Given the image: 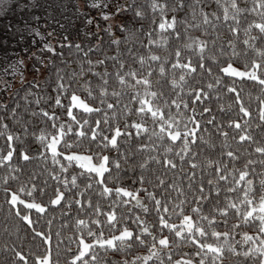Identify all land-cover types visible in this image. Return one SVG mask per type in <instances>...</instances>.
Instances as JSON below:
<instances>
[{
	"label": "trees",
	"instance_id": "obj_1",
	"mask_svg": "<svg viewBox=\"0 0 264 264\" xmlns=\"http://www.w3.org/2000/svg\"><path fill=\"white\" fill-rule=\"evenodd\" d=\"M0 12L1 33L23 41L0 66L33 44L47 58L0 94V264H264V0H0ZM72 13L84 34L62 32Z\"/></svg>",
	"mask_w": 264,
	"mask_h": 264
},
{
	"label": "rangeland",
	"instance_id": "obj_2",
	"mask_svg": "<svg viewBox=\"0 0 264 264\" xmlns=\"http://www.w3.org/2000/svg\"><path fill=\"white\" fill-rule=\"evenodd\" d=\"M1 13V12H0ZM74 14H70L67 17L65 16L64 21L65 22V28H63V33L68 32L69 27L72 29V34L76 33L77 35H82L84 34L83 32V27H84V22L79 21L76 16H73ZM0 20H2L0 18ZM3 22L0 21V53L6 51L11 53L13 50H17L19 48V45L23 42L22 40H17V37L13 34L10 33L9 35L1 33L3 29ZM58 32V31H57ZM60 31V33H62ZM53 38H57V35H52ZM52 38V39H53ZM15 39V40H13ZM40 44H33L32 46H26V52L22 54V57L20 62L13 60L10 64L11 67H5L0 66V94L1 91L3 90V86H9L10 88L6 89L4 91V94H9L12 88L17 86L18 84L24 82L26 79H31L32 77H38L40 76L43 71L45 70V65L47 63V58L44 57L40 51ZM7 55V53H6ZM39 57V61L34 59L35 57ZM7 58V56H6ZM33 60L35 61V65L32 66ZM224 71L228 74L235 75V76H246V77H253V78H259V74L256 68L253 69H244L238 66H235L232 63L226 64L224 67ZM9 73L11 75H3V73ZM9 82V83H8ZM3 83H5L3 85ZM73 105L78 106L83 109H91V105L84 99H82L79 95H74L73 96ZM59 140L60 136H53L49 142V147L52 152H58L60 150L59 148ZM68 158L75 160L81 167L87 170L95 171L98 174H102L104 170L108 167V161L110 159L109 156L105 155L101 158V160H95L94 157L91 154L88 153H83V152H78L75 150H71L68 152L64 153ZM31 206H35L37 208H40L41 206L30 202L28 203ZM142 222V218L139 220V223ZM131 233L130 229H123L119 233H116L115 235L110 236L107 239L101 240L100 242H107V243H113L116 238L118 237H126L129 236ZM87 249V244H83L79 252L76 254V256L81 255L85 252ZM75 256V257H76ZM42 264H49V255H46L43 257L41 260ZM178 264H186L184 262H180Z\"/></svg>",
	"mask_w": 264,
	"mask_h": 264
}]
</instances>
